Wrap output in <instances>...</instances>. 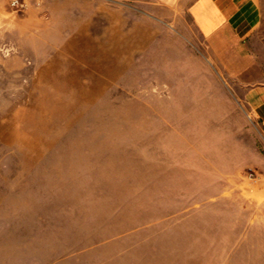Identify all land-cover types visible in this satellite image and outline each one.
<instances>
[{"label": "rangeland", "instance_id": "rangeland-1", "mask_svg": "<svg viewBox=\"0 0 264 264\" xmlns=\"http://www.w3.org/2000/svg\"><path fill=\"white\" fill-rule=\"evenodd\" d=\"M52 2L0 0V264H264L236 45L129 1ZM253 43L264 61V17Z\"/></svg>", "mask_w": 264, "mask_h": 264}, {"label": "crops", "instance_id": "crops-1", "mask_svg": "<svg viewBox=\"0 0 264 264\" xmlns=\"http://www.w3.org/2000/svg\"><path fill=\"white\" fill-rule=\"evenodd\" d=\"M109 0H53L50 10L61 14H87L83 6H99L94 11H105ZM127 4V1L155 14L166 21L190 20L202 40L213 50L227 53V45H236L234 57L228 61L237 78L244 80L246 91L243 103L251 116L264 129V61L252 51L253 37L264 17L263 0H110ZM101 8V10H100ZM226 48V49H225ZM230 53V52H228ZM230 55H227L229 57Z\"/></svg>", "mask_w": 264, "mask_h": 264}]
</instances>
